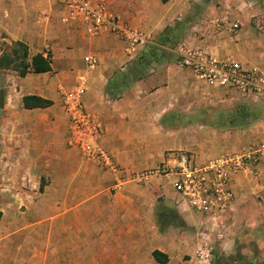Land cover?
Here are the masks:
<instances>
[{"label": "crops", "instance_id": "0c3cea01", "mask_svg": "<svg viewBox=\"0 0 264 264\" xmlns=\"http://www.w3.org/2000/svg\"><path fill=\"white\" fill-rule=\"evenodd\" d=\"M88 1L103 5L126 27L149 41L159 38L174 26L179 15L182 16L181 13L187 9L184 0H169L167 3L162 0ZM250 32L244 27L231 34L215 24H209L204 33L199 32L201 36L194 39V43L200 44L218 61L264 72V40ZM15 43L27 47V73L22 77L18 71L0 66V111L6 112L0 114V264H12L14 254H19V250L16 252L15 249L16 229L3 231L7 212H15V208L18 211V208L25 206L29 210L28 218L33 220V223H29L30 227L42 224L46 220L43 218H47L50 231L58 234L61 220L67 224L73 215L71 210L58 207L59 203L72 200L70 195L62 198L61 188L73 187L71 182H82L89 186L91 175L98 176L96 167L85 161L80 151L67 145L65 96L80 86L85 88L84 103L98 116L106 132L103 144L118 154L128 148L124 146L126 139L133 137L139 122L161 119L152 112L146 114V122L143 121V116L137 110L138 93L149 96L153 110L158 108L157 97L153 93L149 95V92L158 86L164 89L163 85L173 83L171 75L181 68L176 58L162 57L161 61V57L150 56L142 47L133 46L110 32L91 31L82 20L52 0L45 3L42 0H0V60L8 55L5 47ZM38 55L50 59V72H34L32 61ZM88 57L97 60L98 65L94 70L87 67L85 60ZM149 58L159 61L149 64ZM147 70L154 75L144 72L143 77L136 76ZM227 92L234 94L230 90ZM26 97L40 98L51 105L28 110L24 107ZM259 100L264 98L250 97L243 101L253 104ZM257 127L258 135L255 136V132L247 133L244 142L231 146L228 140L225 141L222 156L243 155L251 150L264 149V120ZM255 170L256 176L242 172L232 177L235 199L220 218L209 220L194 213L200 217L195 239L198 255L204 251L207 240L213 239L223 245L225 240L233 238L237 242V236L241 233H264V219L256 199L257 195L264 197V151ZM17 171L19 174L15 175ZM170 185L174 195L170 204L175 211L179 216L191 213L178 208L172 183ZM42 202L55 204L53 211L42 212L39 206ZM161 204L164 207L160 206L159 209L166 211V202ZM162 217V212L155 213L156 222ZM204 225L211 227L213 232L210 233L208 228L200 232ZM64 229H69L68 225ZM168 234V229L157 230L155 235H159L160 245L150 255L153 264H159L152 256L154 251L165 255L167 264L182 259L176 253V248L184 249V242H168Z\"/></svg>", "mask_w": 264, "mask_h": 264}, {"label": "rangeland", "instance_id": "374dc122", "mask_svg": "<svg viewBox=\"0 0 264 264\" xmlns=\"http://www.w3.org/2000/svg\"><path fill=\"white\" fill-rule=\"evenodd\" d=\"M183 3L187 9L179 15L175 25L149 41L143 51L161 57V61L162 57L178 61L179 54L185 50H200L210 56L194 39L201 36L209 24L225 31L218 27L219 20L226 24L237 23L240 30L247 27L251 35L264 40V0H184ZM5 49L11 60V63L5 61L7 67L19 70L22 64L19 48ZM13 51L19 53L17 59L12 58L17 57ZM158 61L149 58V64ZM144 72L154 75L147 70L136 76L141 78ZM171 76L173 83L149 92L157 97L158 108H151L145 93L137 95V110L143 121L146 122V114L152 112L159 115L160 120L139 122L133 137L126 139L124 146L128 148L121 153H115L101 141L111 153L113 149L119 171L113 173L88 161L98 171V176L91 175L90 185L71 182L73 187L61 188L62 198L70 195L72 200L61 202L58 207L71 210L73 215L67 224L61 220L58 234L50 231L47 218L40 220L42 224L30 227L33 220L28 218L30 214L25 206L7 212L3 231L16 229L15 249L19 250L12 264H153L150 255L160 245L159 235H155L159 228L168 229V242H184V249L176 248L182 259L170 264H215L218 258L230 262H264V233H241L237 242L233 238L225 240L223 245L207 240L204 251L209 261H200L195 242L200 217L192 212L178 215L170 204L174 197L171 182L161 173L167 164H173L171 158L178 154L188 153L200 165L223 157L221 150L225 141L232 146L244 142L247 133L255 132L257 136V126L264 120V100L249 104L237 93L230 94L221 86L208 84L182 67ZM76 154L81 157L79 152ZM18 174L19 171L15 173ZM259 196L256 199L264 219V197ZM162 202H166V211L159 209L164 207ZM39 206L42 212L49 213L55 204L42 202ZM156 212L163 213L158 222L154 218ZM20 227L25 229L18 230ZM207 228L213 232L206 225L200 232Z\"/></svg>", "mask_w": 264, "mask_h": 264}, {"label": "built area", "instance_id": "2783aa9c", "mask_svg": "<svg viewBox=\"0 0 264 264\" xmlns=\"http://www.w3.org/2000/svg\"><path fill=\"white\" fill-rule=\"evenodd\" d=\"M66 8L95 33L110 32L133 46L144 47L149 39L126 27L112 16L103 5L88 0H52ZM220 28L231 34L240 31L237 23L217 21ZM89 70L98 63L93 57L86 58ZM178 64L208 84L221 86L243 98L264 96V72L245 69L236 63H223L200 50L181 51ZM86 90L78 87L64 98V115L68 126V146L75 148L87 161L102 169L117 173L118 167L111 151L101 141L105 130L96 114L84 103ZM264 149L251 150L243 155H228L198 165L192 155L181 153L171 158L161 173L172 183L178 208L190 211L207 219L220 218L231 206L235 197L231 187L232 177L238 173L256 176L255 170ZM209 255L202 251L200 261L207 263Z\"/></svg>", "mask_w": 264, "mask_h": 264}, {"label": "trees", "instance_id": "16d2710c", "mask_svg": "<svg viewBox=\"0 0 264 264\" xmlns=\"http://www.w3.org/2000/svg\"><path fill=\"white\" fill-rule=\"evenodd\" d=\"M169 0H162L163 3H167ZM13 46H16L19 48L20 50V60L22 64H20V68L19 70H17L19 72V74L24 77L27 73V64H26V59L28 58V50L27 47L24 46L21 43H15L13 44ZM13 54H17V57L14 56L15 59H17L19 57V53L17 51H13ZM0 66L3 67L7 64L8 62L5 61H9V63H11L10 57L7 55V57L3 58L2 60H0ZM51 61L49 58H44V56L42 55H38L36 57L33 58L32 61V66L34 69V72L37 74L40 73H47L51 71ZM18 68V67H16ZM1 99H2V92H0V107H1ZM51 105L49 102H46L40 98H36V97H26L24 98V107L25 109L31 110V109H35V108H45L47 106ZM42 190V187H41ZM0 217H1V213H0ZM152 256L154 257V259L156 260L157 263L159 264H167V257L161 253H159L158 251H154ZM215 264H255V263H251V262H243L241 260H234V261H225L223 259L218 258L215 261ZM258 264V263H257ZM259 264H264L263 263H259Z\"/></svg>", "mask_w": 264, "mask_h": 264}]
</instances>
